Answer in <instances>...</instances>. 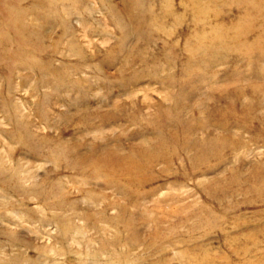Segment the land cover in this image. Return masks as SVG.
<instances>
[{
    "label": "rangeland",
    "instance_id": "1",
    "mask_svg": "<svg viewBox=\"0 0 264 264\" xmlns=\"http://www.w3.org/2000/svg\"><path fill=\"white\" fill-rule=\"evenodd\" d=\"M0 264H264V0H0Z\"/></svg>",
    "mask_w": 264,
    "mask_h": 264
},
{
    "label": "bare ground",
    "instance_id": "2",
    "mask_svg": "<svg viewBox=\"0 0 264 264\" xmlns=\"http://www.w3.org/2000/svg\"><path fill=\"white\" fill-rule=\"evenodd\" d=\"M146 178V177H145Z\"/></svg>",
    "mask_w": 264,
    "mask_h": 264
}]
</instances>
